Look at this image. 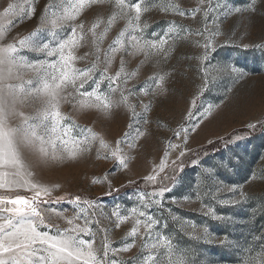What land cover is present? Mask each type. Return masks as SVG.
I'll use <instances>...</instances> for the list:
<instances>
[{"label":"snow or ice","instance_id":"snow-or-ice-1","mask_svg":"<svg viewBox=\"0 0 264 264\" xmlns=\"http://www.w3.org/2000/svg\"><path fill=\"white\" fill-rule=\"evenodd\" d=\"M256 3L257 0H250L246 9L228 8L226 0H198L197 6L192 9H182L178 4L160 6L164 14L180 17L191 15L195 18L202 13L205 23L195 35L201 36L203 43H195L203 49L197 57L203 83L200 92L191 101L185 118L187 126L182 124L174 132L181 143L166 142L159 165L144 177L145 186H151L152 190L137 194V204L128 210V215L121 214L120 205L112 210L111 216L115 217L117 228L125 221H133L125 243L121 247H112V242L105 235L99 248L95 246L96 232L92 227L94 222H99L89 216L90 210L92 216L95 215L98 202L80 196L68 199L67 195L52 199V193L59 185L50 187L40 183L35 178L34 164L54 165L75 161L91 153L98 143L97 159L111 158L120 168H128L130 157L121 145L134 149L137 146L134 141L145 135L132 123L139 114L129 101L136 94L135 86L127 87L128 82L150 57L168 59L172 52L169 41L173 36H179V30L174 22H170L163 35L153 32L151 37H146V29L150 26L142 23V15L156 6L157 0H47L37 27L28 34L11 36L20 24L36 19L37 0H25L26 7L11 0L0 4V264H128L118 258L119 254L128 252L137 239L143 255L135 264H211L203 255L207 248L201 245H218L225 251L242 249L239 240L228 230L236 225L235 218L218 213L213 204L204 200L211 198L220 207L242 204L246 199L243 186L228 189L236 193L239 188V199L222 198L211 189L204 192L202 198L201 184L204 181L215 180L216 185H222L223 181L219 179L218 168L205 165L199 153H194L195 158H192V150L187 148V144L190 132L197 131L219 107L209 105L199 113V120L192 123L197 115L192 109L197 107L200 94L210 84L209 57L220 46L216 37L223 35L219 27L220 18L233 12L254 11ZM105 6L112 9L108 18L105 20L103 16H97L86 28L81 16L93 7ZM121 19L126 21L125 29L106 48L103 47L108 33ZM213 23L215 30L209 27ZM224 44L264 52V41L241 45L228 37ZM85 47L90 50L79 54V50ZM124 53L142 55L144 59L136 70L127 72ZM117 55L120 56V67L112 74L110 68ZM81 62L83 67L79 66ZM214 71L213 80L218 76L239 80L247 75L235 62L217 65ZM171 76V71L154 73L148 77L140 92L144 96L150 92L165 94L166 83ZM65 104H70L76 112L96 111L104 117L111 116L114 108L124 106L131 112L129 131L113 147L100 132L78 124L64 112ZM142 108L144 112L149 111L151 101L142 104ZM144 123H148L147 119ZM247 128L253 132L258 128L264 130V120L249 123ZM246 138L247 134L219 139L225 148L231 150V146H239V142ZM213 143V140L208 141L210 145ZM101 149L107 150L103 156L100 155ZM173 151L178 155L170 160V152ZM186 160H190L191 167L201 171L197 174L199 179L193 180L191 191L183 200L191 202L192 193H195L196 201L201 204V214L221 226L224 229L222 235H214L207 223L200 228L195 222L188 225L187 220H181L165 202L168 194L182 183L184 169L189 166ZM224 167H233L232 160L229 159ZM166 169H170L171 175ZM161 173L164 175L161 176ZM220 190L217 186L216 193ZM65 202L77 210L71 217L52 207ZM169 202L181 203L176 197ZM52 215L63 220L67 226L61 228L59 224L52 223ZM177 223L190 226L192 231L185 232L183 227L176 229L174 226ZM170 228L172 231H169ZM128 238H132V243L126 242ZM185 238L187 243L183 242ZM256 246L261 252L255 257H245L243 264H264V233L254 235L247 250L251 251Z\"/></svg>","mask_w":264,"mask_h":264},{"label":"rangeland","instance_id":"rangeland-1","mask_svg":"<svg viewBox=\"0 0 264 264\" xmlns=\"http://www.w3.org/2000/svg\"><path fill=\"white\" fill-rule=\"evenodd\" d=\"M3 2L4 0H0V4ZM11 2L27 6L25 0H11ZM46 2L47 0H37L36 19L20 24L11 36L17 33L28 34L35 29ZM226 2L228 8L246 9L250 0H226ZM197 3L198 0H157L156 6L142 15V23L150 26L146 29V37H151L153 32L163 35V31L167 29L170 22H174L177 26L179 36H173L170 39L169 45L172 47V52L167 60L159 56L150 57L139 67L137 75L128 82L127 87L135 86L136 94L131 96L129 101L139 114L132 123L135 128L145 133L139 140L134 141L136 148L129 150L126 144L121 145L122 150L130 157L128 168H120L111 158L97 159L98 143L91 153L75 161L54 165L34 164L35 178L40 183L50 187L59 185V188L53 191L52 199L67 195L68 199L80 196L82 199L98 202L99 207L95 210V215L92 216L91 210L89 212L90 218L99 222L98 224L94 222L92 225L96 232L95 246L98 248L102 246L105 235L108 241L112 242V247H121L125 243L126 234L132 228L133 221L131 219L125 221L117 228L115 217L111 216L113 208L120 205L121 214L128 215V210L137 204V194L140 191L152 190L151 186H145L144 177L151 174L154 167L159 165L164 156L166 142L181 143L174 132L182 124L187 126L188 122L185 118L191 107V101L198 95L203 83V73L200 71V61L197 59L203 49L195 43L197 41L203 43V38L195 33L203 28L205 21L202 13L195 18L191 15L180 17L164 14L160 11V6L178 4L182 9H192L197 6ZM111 11L112 9L107 6L93 7L87 10L81 19L87 28L97 16H103L106 20ZM125 26V20H118L108 33L103 47L106 48L108 43L125 29ZM209 27L215 30L214 23ZM219 27L223 35L216 37V41L220 46L211 53L210 66L206 65L209 66L210 84L200 94L197 107L192 109L197 114L196 120L192 123L199 120V113L209 105H219V107L197 131L190 132L187 148L192 150L190 153L192 158H195L194 153H199L205 165L216 166L219 170V179L223 181L222 185H216L215 180L204 181L201 184L202 198L203 193L211 189L222 198L239 199V188L236 193L229 192L228 189L232 186H243L246 199L242 204L220 207L211 198L204 200L205 203L213 204L218 213L235 218L236 225L228 230L234 238L239 240L243 246L242 249L225 251L218 245H201L202 248H207L203 255L211 261V264H243L245 257H255L261 252L259 246L252 248L251 251L247 249L251 246L254 235L264 233V215L257 209L259 201L264 203V130L258 128L253 132L247 128L249 123L264 120V52L253 48L234 47L231 44L225 45L224 41L228 37L241 45L264 41V0H257L254 11L222 15ZM89 50V47L81 48L79 54L83 55ZM123 58L127 72L136 70L144 59L142 55L131 56L126 53L123 54ZM226 62H235L237 66L245 70L247 75L239 80L229 76H218L213 80L214 67ZM79 66L83 67L84 63L81 62ZM119 67L120 56L117 55L110 72L114 74ZM168 71L172 72V76L166 83L165 94L154 95L150 92L148 96H144L140 92L148 77L157 72ZM115 96L118 98L119 94L116 93ZM149 101H151V108L144 112L142 104H148ZM62 110L73 117L78 124L92 127L100 132L113 147L115 142L122 139L123 134L129 131L131 112L124 106L114 108L109 117H104L96 111L76 112L70 104H65ZM145 119L148 121L147 124L144 123ZM245 134L247 138L240 141L239 146H231V150L225 148L219 139ZM209 140H213L214 143L208 144ZM106 151L101 149L100 155L103 156ZM176 155L178 152H170V160H174ZM229 159L232 160L233 167H224ZM186 163L189 166L184 169L182 183L175 191L168 194L165 202L181 220L186 219L188 225L195 222L197 228H200L207 223L214 235H222L224 229L201 214V204L196 201L195 193H192L191 202L183 200V197L191 191L193 180L199 179L197 174L201 171L200 168L191 167L190 160H186ZM166 171L168 175H171L170 169ZM163 175L161 173V176ZM217 186L221 189L219 193H216ZM22 194L31 195V193ZM172 197L180 199L181 203L179 205L170 203ZM52 207L62 210L64 215L69 217L77 211L66 202ZM52 223L59 224L61 228L67 226L55 215H52ZM174 227L176 229L183 227L185 232L192 231L190 226L181 223H177ZM169 231L172 229L170 228ZM126 242L132 243V238H128ZM183 242L187 243V239L185 238ZM142 255L140 241L137 239L136 244L128 252H121L118 258L127 261L128 264H135Z\"/></svg>","mask_w":264,"mask_h":264},{"label":"trees","instance_id":"trees-1","mask_svg":"<svg viewBox=\"0 0 264 264\" xmlns=\"http://www.w3.org/2000/svg\"><path fill=\"white\" fill-rule=\"evenodd\" d=\"M257 209H258L259 212H261V214L264 215V203L263 202L259 201V204L257 205ZM256 231H257V229H256Z\"/></svg>","mask_w":264,"mask_h":264}]
</instances>
